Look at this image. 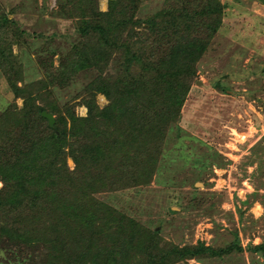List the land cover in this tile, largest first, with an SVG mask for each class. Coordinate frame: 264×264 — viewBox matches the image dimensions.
<instances>
[{
	"label": "rangeland",
	"instance_id": "374dc122",
	"mask_svg": "<svg viewBox=\"0 0 264 264\" xmlns=\"http://www.w3.org/2000/svg\"><path fill=\"white\" fill-rule=\"evenodd\" d=\"M108 1L99 0V9L106 10ZM175 1L132 0L130 6L134 8L129 21L132 28L128 26V35H134L133 39L138 38L145 46L146 42L151 43L155 33L149 18L155 21L157 15ZM189 1L193 7L216 2ZM217 1L221 7L219 26L194 63L195 73L188 89L183 92L180 88L179 94L175 95L182 97V103L171 105L172 93L166 85L159 88L162 93L160 104L165 102L163 105L166 111H171L170 115L179 107L177 117L170 122L165 118H153L139 133L125 131L115 123L111 125L107 118L93 123L95 133L100 132L101 138L104 136V151H101L106 160L98 169L108 171L114 181L122 173L117 174L113 169L127 171L133 166L136 173L143 169L145 176L155 160L147 182L119 191L105 190L100 184L95 185L96 188L91 185L88 188L94 190L95 199L157 231L163 241L173 245L189 248L203 243L214 249L228 250L223 255L201 254L169 264H264V254L254 250L255 245H264V0ZM3 16L10 23L6 28L9 42L3 41L9 44L10 52L17 58L19 67L16 70H20L22 77L19 84L29 86L38 82L29 87L40 97L35 104L55 105L67 119L71 113L85 117L86 101L90 98L86 86L96 78H104L110 86L120 81L119 76L126 65L122 52H113L109 59L101 60L99 67L81 62L74 72H69L72 69L69 63L72 54L69 53L72 51L79 56L84 44L76 35L78 20L63 1L0 0V17ZM2 38L0 34V44ZM167 46L163 44L155 51L161 54ZM146 52L148 54V50ZM168 52L181 55L178 50ZM158 57L156 55V59ZM131 69L132 74H139L138 65ZM71 75L70 80L67 76ZM127 86L122 85L123 90ZM94 99L99 108L111 101L100 92ZM23 104L22 97H16L10 91L0 67V177L3 178L0 179V264H50L52 250L64 243L63 250H69L66 245L69 243L71 251L83 258L81 264H90L92 250L86 243L88 228L81 227V233L69 240V234L63 229L65 224L62 222L65 221L61 219L65 213L70 216L68 221L76 222L82 204L79 196L87 190L82 184L73 183L74 188L67 192L57 188L61 179L56 174L46 175L41 185L30 176L39 169L37 160H32L34 151L38 155L44 151L35 145L27 149L32 144L27 141L24 124L30 119L28 117H37ZM28 125H33L39 133L38 141L44 145L52 144L45 137L49 131L44 123ZM62 128L70 133L71 122L67 121ZM129 136H137L139 143L123 149L125 143L130 145ZM71 138L70 134L66 142L56 141L55 145L63 144L60 146L65 152L67 167L73 169L69 157ZM26 150L28 154L23 155ZM54 152L48 159L40 161L49 165L51 161L52 166ZM43 154L48 155V152ZM132 154L133 158L130 157ZM14 163L17 165L13 166ZM23 171L30 178L28 190L24 192L15 186V176H24ZM51 178L54 186L48 187ZM37 186L44 191L42 195L48 194L43 207L59 209L57 213L61 216L57 229L53 227V233L48 231L33 253L19 252V256H13L11 251L15 247L12 244L28 239L24 224L18 220L19 213L43 215L42 206L30 200L31 190ZM19 190L20 196H14ZM93 230L96 229L91 227L90 231ZM105 231L114 233L116 238L114 228L107 227ZM153 254L158 255V252ZM175 257L169 254L171 261ZM140 259L145 261L143 264H148L144 258Z\"/></svg>",
	"mask_w": 264,
	"mask_h": 264
},
{
	"label": "trees",
	"instance_id": "16d2710c",
	"mask_svg": "<svg viewBox=\"0 0 264 264\" xmlns=\"http://www.w3.org/2000/svg\"><path fill=\"white\" fill-rule=\"evenodd\" d=\"M60 1L64 2L68 10L70 8L73 17L78 20L76 35L80 36V40L84 44L79 56L72 51L69 53L72 54L69 57V63L72 68L69 72H74L77 65L81 62L86 66L99 67L101 60L109 59L113 52H122L126 64L123 66L122 73L119 76L118 80L120 81L115 83V85L110 86L104 78H96L90 82L89 84L91 85L85 88V91L90 96L89 100L86 101L87 115L85 117H77L71 113L67 119L63 117L64 113L62 115L60 109L55 105L49 104L47 105L49 107H46L35 104L37 102L36 99L40 97L38 98L37 94H34L29 87L38 84V82L29 86L19 84L22 82V77L20 70H16L19 67L17 58L10 52L9 44L3 41V39H6V41L8 39L9 31L6 28L10 26V23L4 16L0 17V34L3 37L2 44H0L2 74L9 85L10 91L16 97H22L24 108L30 107L31 113L37 117H28L30 119L24 124L26 126L24 133H28L27 141L32 144L27 149H32L35 145L41 148L39 150L44 151L43 153L48 152V155L43 153L38 155L34 151L32 160H37V167L43 171L36 169V173L30 176L37 180L38 185H41L46 175L56 174L61 179V185L57 188L67 192L73 187L71 186V183H73L74 185L82 184L87 190L86 194L79 196L82 204L79 206L80 213L76 217V222L68 221L70 216L67 214L65 216V213L61 217L65 221L62 222L65 224L63 229L69 234V240L74 238L76 234L81 233V227L88 228L86 243L88 244V249L92 250L90 264H143L142 261L144 260L140 259L141 257L148 264H169L201 254L209 256L223 255L228 250L222 248L214 249L203 243H197L189 248H181L163 241L157 231L143 226V224L127 216V214L115 210L113 206L109 207L108 204L95 199L93 196L94 190L88 188L91 185L95 187V185L100 184L102 188L105 187V190L119 191L139 186L149 180L155 160H153L152 166H150V170L145 176H143V169H141L140 173H136V170L132 168L133 166L126 169L127 171L122 168L113 169L117 174L122 173L121 176L118 175L117 181L109 177L108 171L104 172L98 169L106 160V156L101 151H104V142L102 140L104 136L101 138L102 134L100 132L95 133L93 123L102 122L107 118L111 125L115 123L124 127L123 130L125 131L139 133L143 126H147L154 120L153 118H165L170 122L177 117L179 107L170 115V110L166 111L165 105H163L165 102L161 101L160 104L159 98H162V93L159 88L166 85L169 92L172 93H169L171 95V98H169V100L171 99V105L178 104L179 106L182 103V97L175 95L179 94L181 90L188 89L195 73L194 63L204 52L208 41L219 26L221 16L219 1L216 0L215 3L209 2L203 5L199 4L196 7L191 6L189 0L173 2L170 5L171 7L166 10L163 9L157 15L155 21L149 18L150 20L148 21L154 27L151 30L155 33V38L151 43L146 42V46L139 43L138 38L133 39L134 35H128V26L132 28L129 25V21L132 18L131 11L134 8L133 5L130 6L132 0H109L107 9L104 11L99 9V0ZM213 15L215 18L211 19ZM163 44L168 45L167 49L162 50L161 54H158L155 50H159ZM147 50L148 54H145ZM174 50L181 51V55L178 57L173 53L172 55L169 54L168 51L173 52ZM156 55L159 56L158 59H156ZM158 63L160 64L158 65ZM134 65H138V75L131 73V68ZM72 76H67V78L71 80ZM123 80L124 82H122ZM124 84H128L127 90H123L122 85ZM40 88L45 89L41 86ZM98 92L111 100L109 105L102 108L96 105L94 98ZM42 111H50L54 114L53 128L48 125L47 119L41 115ZM17 114H19V110ZM147 119L150 120L147 121ZM67 121L71 122L70 133L64 132L62 128V125L64 126ZM33 122H36V124L42 123V125L44 123L46 131H49L45 137L52 143L51 145H44L43 142L38 141L39 133L34 129L33 125H28ZM149 131V135L154 136L153 132ZM70 134L72 138L69 146L72 150L69 157L73 161V169L67 167L65 152L60 146L63 144L55 145L56 141L59 143L66 142ZM129 137L130 145L125 143L122 145L123 149H129L132 146L131 144L139 143L137 136ZM45 146H47L46 151L42 149ZM139 147L140 145L137 148ZM54 150L55 157L52 159V166L51 161L50 165L48 162L40 161L51 157ZM28 152L27 150L24 151L23 155H27ZM133 155H130V157L133 158ZM139 163L143 164L141 161ZM47 164L48 167L45 166ZM15 165L17 164L14 163L13 166ZM46 167L47 170L45 171ZM13 172L15 171L13 170ZM24 174L21 177L15 176V180H17L15 186L18 185L23 192L28 190L27 181L30 179L26 172ZM0 179L3 180L1 177ZM51 181L47 184L48 187L54 186L52 178ZM43 192L37 186V189L31 190L32 197H30V200L35 205L42 206L40 210L43 215L41 217L24 214L23 212L19 213L18 220L24 224L25 234L28 239L18 244H12L15 247L13 248L12 246L13 251L10 249L13 256H19V252L26 255L30 254V252L33 253L34 247L41 244L48 231L53 233V230L57 229V221L61 216L57 213L59 209L56 206L43 207L42 204L48 198V194L42 195ZM56 193L61 192L56 190ZM20 194L19 190V194H14V196H20ZM51 203L54 204L52 201ZM91 227L96 230L91 232ZM107 227L116 230V238L113 236L115 235L114 233L111 234L105 231ZM68 244H66L68 251L63 250L65 243L61 244V247H55L52 250L51 256L54 262L49 260L50 264H81L83 262V258H79L75 252L73 253L71 251L72 247ZM18 247L21 249H18ZM254 250L264 254V245H255ZM155 252H158V255H154L153 253ZM169 254L176 255L174 261L169 259ZM145 255L146 258L143 257ZM32 259H34V256Z\"/></svg>",
	"mask_w": 264,
	"mask_h": 264
},
{
	"label": "water",
	"instance_id": "95a60500",
	"mask_svg": "<svg viewBox=\"0 0 264 264\" xmlns=\"http://www.w3.org/2000/svg\"><path fill=\"white\" fill-rule=\"evenodd\" d=\"M41 115L45 119H47L48 125L53 128L54 127V121H55L54 115L52 113H50V112H47V111H42Z\"/></svg>",
	"mask_w": 264,
	"mask_h": 264
}]
</instances>
